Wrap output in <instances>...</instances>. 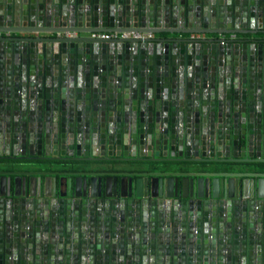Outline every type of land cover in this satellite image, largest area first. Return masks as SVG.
I'll use <instances>...</instances> for the list:
<instances>
[{"label": "water", "instance_id": "obj_1", "mask_svg": "<svg viewBox=\"0 0 264 264\" xmlns=\"http://www.w3.org/2000/svg\"><path fill=\"white\" fill-rule=\"evenodd\" d=\"M0 264H264V0H0Z\"/></svg>", "mask_w": 264, "mask_h": 264}, {"label": "built area", "instance_id": "obj_2", "mask_svg": "<svg viewBox=\"0 0 264 264\" xmlns=\"http://www.w3.org/2000/svg\"><path fill=\"white\" fill-rule=\"evenodd\" d=\"M94 37H98L100 39H112V38H122V39H128V38H135V39H138V38H141L140 35H136V34H133V35H130V34H123V35H117V34H103V35H97V36H94ZM144 38V37H142ZM231 39H235L236 37L235 36H231L230 37Z\"/></svg>", "mask_w": 264, "mask_h": 264}]
</instances>
